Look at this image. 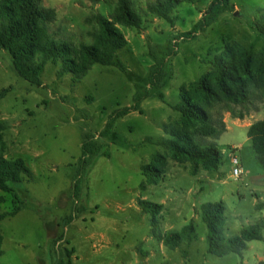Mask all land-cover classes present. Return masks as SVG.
<instances>
[{
	"label": "rangeland",
	"instance_id": "rangeland-1",
	"mask_svg": "<svg viewBox=\"0 0 264 264\" xmlns=\"http://www.w3.org/2000/svg\"><path fill=\"white\" fill-rule=\"evenodd\" d=\"M132 1L144 24L141 30L119 27L128 42L118 54L124 72L95 65L74 82L71 75L59 78V67L49 63L41 75L43 86L36 87L19 77L11 56L0 49V93L7 91L0 100L5 156L23 160L32 173L11 185L12 193L0 191L2 212L19 209L0 223V264H67L69 251L72 264L264 262V233L242 257L210 255L201 217L202 205L223 202L228 238L264 217V209H257L264 204V167L245 128L264 119V93L250 105L233 107V114L224 111L227 132L217 140L224 155L219 172L167 159L159 183L150 185L143 175L155 155H166L158 143L169 138L165 127L180 120L172 109L180 90L211 71L226 42L264 54V39L252 27L264 0H231L233 11L195 40L184 36L213 0L181 4L171 14L172 23L146 12L156 0ZM43 3L56 14L49 32L76 46L90 45L98 29L95 16L108 18L114 10L109 0ZM154 68L160 71L158 86L151 83ZM125 109L130 111L116 118ZM88 145L98 152L92 161L84 156ZM234 147L243 168L238 179L230 159ZM141 200L162 205L161 213L144 214ZM189 224L195 230L192 243L177 249L165 245Z\"/></svg>",
	"mask_w": 264,
	"mask_h": 264
},
{
	"label": "trees",
	"instance_id": "trees-1",
	"mask_svg": "<svg viewBox=\"0 0 264 264\" xmlns=\"http://www.w3.org/2000/svg\"><path fill=\"white\" fill-rule=\"evenodd\" d=\"M93 1L98 3L100 0ZM109 1L114 5L113 13L108 18L95 16L98 29L91 35L92 43L76 46L70 41L56 39L49 32V25L56 20V14L44 6L43 0H0V49L11 56L19 77L36 87L43 86L41 75L49 63L59 67V78L71 75L74 82L82 81L95 65L115 67L124 72L125 67L118 54L128 48V42L119 27L141 30L144 19L132 0ZM193 2L156 0L147 5L146 12L172 23L173 11L183 3ZM229 11H233L231 0H213L201 20L184 38L195 40ZM252 27L264 39V10L252 22ZM159 72L158 68H154L150 74L151 83L156 86L159 85L156 77ZM6 93V90L0 93V100L4 99ZM258 93H264V54L238 43L226 42L224 51L213 61L211 71L180 90L179 102L172 107L179 113L180 120L173 127H165L169 138L158 143L166 155H155L151 165L143 167L148 184L161 181L167 159L190 163L197 170L219 172L224 155L218 148L217 140L227 132L223 113L227 111L233 114V107L252 104ZM129 111L125 109L120 115L116 113V118L125 116ZM4 131L5 126L0 122V191L12 193L11 185L23 183L32 173L23 160L5 156ZM247 134L257 159L264 167V120L251 125ZM87 155H91L92 161L98 152L88 145L84 149V156ZM140 207L144 214L153 216H158L163 208L162 205L142 200ZM257 209H264V204L259 203ZM18 211L5 213L0 206V223L16 216ZM201 217L207 229V251L217 258L229 254L242 257L250 242L263 240L264 217L233 238L226 236L227 218L223 202L202 205ZM194 240L195 230L189 224L181 232L171 234L165 240V245L177 249L183 242L192 243ZM2 244L0 235V257L3 255ZM66 255L67 264H72L71 252H66Z\"/></svg>",
	"mask_w": 264,
	"mask_h": 264
},
{
	"label": "built area",
	"instance_id": "built-area-1",
	"mask_svg": "<svg viewBox=\"0 0 264 264\" xmlns=\"http://www.w3.org/2000/svg\"><path fill=\"white\" fill-rule=\"evenodd\" d=\"M236 152H237V149L234 148L230 156V159H231L232 165L234 166L233 177L238 179L243 174V168L240 167V160Z\"/></svg>",
	"mask_w": 264,
	"mask_h": 264
},
{
	"label": "crops",
	"instance_id": "crops-1",
	"mask_svg": "<svg viewBox=\"0 0 264 264\" xmlns=\"http://www.w3.org/2000/svg\"><path fill=\"white\" fill-rule=\"evenodd\" d=\"M262 120H264V119H262ZM259 121H261V120H259ZM256 122H258V121H256ZM256 122H255V123H256ZM253 124H254V123L250 124L249 126H247V127H245V128L249 130L250 126L253 125ZM234 148H236V147H234ZM237 149H239V148H237Z\"/></svg>",
	"mask_w": 264,
	"mask_h": 264
}]
</instances>
